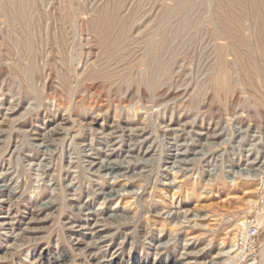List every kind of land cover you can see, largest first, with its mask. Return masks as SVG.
<instances>
[{"label": "rangeland", "instance_id": "obj_1", "mask_svg": "<svg viewBox=\"0 0 264 264\" xmlns=\"http://www.w3.org/2000/svg\"><path fill=\"white\" fill-rule=\"evenodd\" d=\"M5 1L14 12L16 4ZM33 1L26 16L17 12L16 18L0 20V264H220L218 250L235 235L238 224L247 216H258L257 211L264 214V208L260 211L264 207L260 198L264 194V88L262 96L252 99L247 97L248 82H240L252 78L256 83L257 74L263 77L258 72L264 65L260 55L250 53L252 58L239 47L234 54L225 55L228 40L215 38L206 0H192L187 12L165 21L169 43L159 54L144 42L157 27L155 19L162 3L171 5L172 0H123L116 16L127 25L129 46L119 47L124 61L120 56H113L116 61L106 58L102 44L87 30L75 31L79 24L85 27L98 18L115 0ZM72 4L77 11L71 18L65 12ZM244 6L242 13L249 21L242 22L252 21L256 27L254 15L247 13V0ZM176 16L182 19L176 21ZM26 20L33 30L29 33L21 31ZM254 37L264 53V41L261 43L257 33ZM55 39L60 40L59 45ZM134 45L139 47L134 49ZM31 54L38 67L35 78L27 76L34 83L28 86L20 68L30 67ZM68 54L71 64L63 58ZM102 61L108 64L109 73L116 72V79L112 84L95 80L91 98L81 93L82 80L95 65L101 67ZM148 63L172 71L154 77ZM221 66L230 67L226 73L228 94L211 83L213 70ZM123 68L129 72L124 82L116 77ZM62 69L70 87L79 85L78 93L71 95L59 87L57 77ZM143 69L148 73L144 82L138 79ZM48 83L52 89L43 90ZM251 199L258 201L257 209L249 203ZM260 225L262 244L264 222Z\"/></svg>", "mask_w": 264, "mask_h": 264}, {"label": "bare ground", "instance_id": "obj_2", "mask_svg": "<svg viewBox=\"0 0 264 264\" xmlns=\"http://www.w3.org/2000/svg\"><path fill=\"white\" fill-rule=\"evenodd\" d=\"M3 1L4 0H0V20L2 21L3 19H1V17L2 18H5L6 19V21L7 20H10L11 18H16L19 14L17 13V12H21V13H23L25 16H26V11L29 9V7H30V4H31V1L32 0H11L10 1V3H14V4H16V8H15V10H14V12L9 8V5H7V3H6V1L3 3ZM8 1V0H7ZM35 1V0H34ZM33 1V2H34ZM63 1V0H62ZM72 0H70L69 2H71ZM109 1V0H108ZM107 1V2H108ZM122 1L123 0H115L114 2H113V4H110L109 6H107V7H105V8H103V5H102V10H101V12L99 13V15H98V18H96V19H91L90 21H88L89 22V24H88V22H86V25H85V27L83 26V24H79L76 28H75V31L77 32V33H83L85 30H87L88 31V34L89 33H91V35L93 34V36L102 44V48H103V53H104V55L106 56V58H111V57H113V56H115V57H119L120 56V58L119 59H121V60H123L122 58L124 57L123 56V54L125 55V53H122V56L123 57H121V55H120V53H119V51H121L120 50V48H122V47H120L122 44L124 45V44H127V42H126V39H125V35H126V30H127V25H126V20H124V19H119L117 16H116V11H117V9L119 8V6L121 5V3H122ZM158 1H160V0H158ZM164 1H166V0H164ZM192 0H172V4L171 5H169L170 3H168V4H163L162 3V5H161V7H160V9H159V13H158V15H157V17H156V19H155V23L157 24V27H155L156 29L154 30V32H153V34L151 35L150 34V37H149V39L148 40H146L145 42H144V44H145V46L149 49V50H154V51H156V52H158V54L159 53H161L162 51H164V50H166L167 49V46H168V43H169V33H170V29H168L165 25H164V23L166 24V22L165 21H167L168 20V18H170L171 19V17L174 15V14H179V13H181V12H183V11H185V12H187L188 10H189V3L191 2ZM207 1V4H206V11L208 12V14H209V23L212 25V27H213V29H214V35L216 36L215 38H217V39H227L228 40V42H227V46H225V50H224V52H225V55H232V54H234L235 53V47L236 48H242L243 50H245L248 54H249V56H250V53H254V55L256 54V56H257V54H259L260 56H259V59H260V57H261V59H262V62L264 63V53H263V51H261L262 50V48H261V46L260 45H258L257 44V41H256V39H255V33H257L258 34V37L261 39V43H262V41H264V0H247L248 1V4H249V8L247 9L248 10V14L251 16V14L252 15H254L253 16V21L256 23V27H255V25L254 24H252V21H250V22H248V24H246V23H243L242 21H244V20H246L247 18H245V15L242 13V9H245L244 7V0H206ZM32 2V3H33ZM64 2H66V0L64 1ZM106 2V3H107ZM125 2H126V0H125ZM139 2V1H138ZM138 2H137V4H138ZM169 2V1H168ZM9 3V4H10ZM42 3V2H41ZM124 3V2H123ZM122 3V4H123ZM167 3V2H166ZM35 4V3H34ZM33 4V5H34ZM142 4H143V2H142ZM68 5V4H67ZM73 5V4H72ZM70 6L69 8H67L66 9V15L65 16H67V17H71L72 18V16H73V14L75 13V11H77V9H74V7H75V5H73V6ZM124 5V4H123ZM155 5V4H154ZM156 5H157V3H156ZM195 5V4H194ZM79 6V5H78ZM133 6V5H132ZM138 6V5H137ZM140 6V5H139ZM31 7H32V5H31ZM30 7V8H31ZM63 7V6H62ZM68 7V6H67ZM82 7L83 6H81L80 8L82 9ZM99 7V6H98ZM124 7V6H123ZM136 7V6H135ZM143 7V6H142ZM142 7H140V8H142ZM33 8V7H32ZM78 8V7H77ZM132 8V7H131ZM152 8V7H151ZM54 9V8H53ZM121 9V8H120ZM132 9H135L134 7L132 8ZM192 9V8H191ZM25 11V13L24 12H22V11ZM34 11V9H31V11ZM39 10H41V9H39ZM46 10V9H45ZM79 10V9H78ZM84 10V9H83ZM100 10V9H99ZM129 10V9H128ZM156 10V9H155ZM30 11V10H29ZM80 11H82V10H80ZM121 11V10H120ZM126 11V10H125ZM136 11H137V9H136ZM144 11V10H143ZM146 11H147V9H146ZM153 11V10H152ZM85 12V11H84ZM134 12V11H133ZM138 12H139V9H138ZM150 12V11H149ZM155 11H153L152 12V14L154 13ZM195 12V11H194ZM50 13H52V12H50ZM64 13V12H63ZM64 13V14H65ZM78 13L80 14V12L78 11ZM82 13H83V11H82ZM82 13H81V15H82ZM120 13V12H119ZM118 13V14H119ZM36 13H34L33 12V15H35ZM42 14V13H41ZM63 14V15H64ZM141 14V13H140ZM139 14V15H140ZM190 14V13H189ZM31 15V14H30ZM50 15H52V14H50ZM54 15H55V13H54ZM85 15H87L86 13H85ZM127 15V14H126ZM130 15H131V13H130ZM142 15V14H141ZM144 15V14H143ZM172 15V16H171ZM180 15V14H179ZM28 16V15H27ZM45 16V15H44ZM61 16V15H60ZM78 16V15H77ZM128 16H129V14H128ZM175 16V15H174ZM249 16V17H250ZM21 18H23L22 20H25L26 18L24 17V16H22V14H21V16H20ZM28 17H31V16H28ZM28 17H27V19H28ZM33 17V16H32ZM47 17V16H46ZM50 17H52V16H50ZM58 17V16H57ZM79 17V16H78ZM91 17V16H90ZM124 18H125V15L123 16ZM147 17V16H146ZM150 17V16H149ZM153 17V16H152ZM180 18V16H176V21H177V18ZM187 17V16H186ZM207 17V16H206ZM246 17H248L247 15H246ZM252 17V16H251ZM44 18V17H43ZM62 18V17H61ZM64 18V17H63ZM70 18V19H71ZM80 18H82V17H80ZM189 18H190V16H189ZM208 18V17H207ZM30 19V18H29ZM38 19V18H37ZM51 19V18H50ZM50 19H49V21H50ZM70 19H69V21H70ZM127 19V18H126ZM135 19V18H134ZM137 19V18H136ZM141 19V17L139 18V20ZM169 19V20H170ZM180 19H182V16H181V18ZM19 20V19H18ZM45 20H47V19H45ZM68 20V19H67ZM76 20H77V18H76ZM174 20H175V18H174ZM179 20V19H178ZM187 20H190V19H188L187 18ZM248 21H249V18L247 19ZM5 21V22H6ZM12 21H14V20H12ZM33 21V20H32ZM55 21V20H54ZM64 21V20H63ZM72 21V20H71ZM79 21V20H78ZM173 21V20H172ZM15 22H17V21H15ZM40 22V21H39ZM59 22V21H58ZM82 22V21H81ZM129 22V21H128ZM127 22V23H128ZM181 22V21H180ZM187 22V21H186ZM203 22V21H202ZM0 23H3V22H0ZM6 23H8V25H9V22H6ZM22 23H24V27L22 28V26H21V31L22 32H27V33H29V31L31 30V23H30V20H26V21H22ZM21 23V24H22ZM35 23V22H34ZM56 23V22H55ZM67 23V22H66ZM83 23V22H82ZM133 23V22H132ZM137 23V22H136ZM154 23V22H153ZM170 23H171V21H170ZM191 23V22H190ZM19 24V23H18ZM20 24V25H21ZM36 24V23H35ZM40 24V23H39ZM57 24V23H56ZM73 24V23H72ZM135 24V23H134ZM133 24V25H134ZM148 24H149V22H148ZM155 24V25H156ZM171 24H173V23H171ZM1 25H3V26H5L4 24H1ZM7 25V26H8ZM50 25V24H49ZM58 25V24H57ZM68 25V24H67ZM76 25V24H75ZM10 26V25H9ZM15 26V25H14ZM36 26V25H35ZM41 26H43V24L41 25ZM47 26V25H46ZM129 26V25H128ZM151 26H154V25H151ZM6 27V26H5ZM4 27V28H5ZM39 27V26H38ZM50 27V26H49ZM52 27V26H51ZM50 27V31H51V28ZM60 27V26H59ZM64 27V26H63ZM67 27V26H66ZM69 27L71 28L72 26L71 25H69ZM176 27V26H175ZM3 28V27H2ZM7 28V27H6ZM13 28H15V27H13ZM55 28H56V30H57V28L58 27H56V25H55ZM132 28H133V26H132ZM141 28V27H140ZM142 28H144L143 26H142ZM11 29V28H10ZM25 29V30H24ZM41 29V28H40ZM45 29V28H44ZM72 29V28H71ZM130 29V28H129ZM177 29V28H176ZM181 29V28H180ZM8 30V29H7ZM15 30V29H14ZM39 30V29H38ZM37 29L36 30H34V32L35 31H38ZM49 30V29H48ZM53 30V29H52ZM55 30V29H54ZM54 30H53V32L52 33H56V32H54ZM62 30V29H61ZM70 30V29H69ZM10 31V30H9ZM31 31H33V30H31ZM63 31H64V29H63ZM66 31V30H65ZM86 31V32H87ZM142 31H143V29H142ZM180 31V30H179ZM41 32V31H40ZM132 31H130V33H131ZM139 32H141V31H139ZM147 32V31H146ZM195 32V31H194ZM2 33V31H0V34ZM19 33V32H18ZM17 33V34H18ZM27 33H26V35H27ZM38 33H39V31L37 32V35H38ZM50 33V32H49ZM58 33H60V32H57V34ZM145 33V32H144ZM150 33H152V32H150ZM196 33V32H195ZM20 35L22 34L23 35V33H19ZM41 34V33H40ZM46 34V33H45ZM48 34V33H47ZM56 34V35H57ZM62 35L64 34V33H61ZM67 34H68V32H67ZM70 34V33H69ZM75 34V33H74ZM143 34V33H142ZM59 35V34H58ZM57 35V36H58ZM79 35V34H78ZM83 35H85V34H83ZM191 35V34H190ZM1 36H2V34H1ZM4 36V35H3ZM14 36V35H13ZM32 36V35H31ZM40 36V35H39ZM52 36V35H51ZM51 36H49L48 38L50 39V37ZM56 36V37H57ZM68 36H70V35H68ZM92 36V37H93ZM145 36H146V34H145ZM149 36V35H148ZM171 36V35H170ZM52 37H54V35L52 36ZM51 37V38H52ZM59 37V36H58ZM63 37V36H62ZM76 37H77V35H76ZM80 37H82V36H80ZM138 37V36H137ZM4 38V37H3ZM13 38V37H12ZM17 38H18V36H17ZM22 38V37H21ZM25 38V37H24ZM28 38H29V36H28ZM33 38V37H32ZM31 38V39H32ZM41 38H43L44 39V37H41ZM61 38V37H60ZM67 38V37H66ZM73 38V37H72ZM78 38V37H77ZM84 38H85V36H84ZM89 38H90V36H89ZM135 38V37H134ZM140 38H141V36H140ZM139 38V39H140ZM143 38H144V35H143ZM19 39V38H18ZM48 39V40H49ZM59 39V38H58ZM130 39V38H129ZM5 40V39H4ZM54 40V39H53ZM53 40H52V42H53ZM56 40V39H55ZM131 40V39H130ZM132 40H133V38H132ZM131 40V41H132ZM136 40V39H135ZM188 40V39H187ZM29 42V40L28 39H26V42ZM32 41H34V40H32ZM36 41V40H35ZM37 41H40V39L39 40H37ZM36 41V42H37ZM59 41L60 40H58V42H57V40L55 41V42H57V44L59 43ZM78 41V40H77ZM81 41H83V39H81ZM130 41V42H131ZM138 41V40H137ZM186 41V40H185ZM20 42V41H19ZM31 42V41H30ZM49 42V41H48ZM48 42H46V43H48ZM51 42V41H50ZM49 42V43H50ZM63 42V41H62ZM85 42V41H84ZM126 42V43H125ZM8 43V42H7ZM15 43V42H14ZM22 43V42H21ZM32 43V42H31ZM65 43V42H64ZM66 43H68V42H66ZM66 43H65V45H66ZM75 43V42H74ZM93 43V42H92ZM94 43H96L97 44V41H94ZM16 44V43H15ZM22 44H24V43H22ZM21 44V45H22ZM28 44V43H27ZM41 44V43H40ZM39 44V45H40ZM55 44V43H54ZM63 44V43H62ZM61 44V45H62ZM77 44H79L78 42H77ZM82 44H83V42H82ZM89 44H90V42H89ZM142 44V43H141ZM32 44H30L29 46H31ZM43 45H44V43H43ZM47 45V44H46ZM50 45V44H49ZM59 45V44H58ZM70 45V44H69ZM75 45V44H74ZM84 45V44H83ZM86 45V44H85ZM94 45L95 44H93V46H91L92 48L94 47ZM128 45V44H127ZM126 45V46H127ZM131 45V44H130ZM138 45H140V44H138ZM222 45H223V43H222ZM2 46V45H1ZM13 46V45H12ZM17 46V45H16ZM33 46V45H32ZM50 46H52V45H50ZM57 46V45H56ZM72 46V45H71ZM98 46V45H97ZM125 46V47H126ZM129 46V45H128ZM135 46H137V45H134V49L136 48ZM143 46V45H142ZM141 46V47H142ZM221 46V45H220ZM14 47V46H13ZM23 47V46H22ZM26 47H28V46H26ZM58 47V46H57ZM96 47V46H95ZM120 47V48H119ZM124 47V48H125ZM137 47H139V46H137ZM181 47V46H180ZM3 48V47H2ZM17 48V47H16ZM20 48V47H19ZM33 48H35V47H33ZM36 48H37V46H36ZM39 48L40 47H38V50H39ZM44 48V47H43ZM48 48V47H47ZM71 48V47H70ZM81 48V47H80ZM91 48V49H92ZM124 48H122V49H124ZM132 48V47H131ZM143 48V47H142ZM170 48H172V47H170ZM169 48V49H170ZM174 48V47H173ZM172 48V49H173ZM193 48V47H192ZM215 48V47H214ZM1 49V48H0ZM18 49V48H17ZM28 49H30L29 47H28ZM49 49H51L52 50V47L51 48H49ZM59 49V48H58ZM64 48L62 47V50H63ZM100 49V48H99ZM138 49V48H137ZM220 49V48H219ZM264 49V48H263ZM32 50V49H31ZM35 50V49H34ZM55 50V49H54ZM60 50V49H59ZM71 50V49H70ZM84 50H86V48L84 49ZM83 50V52H85ZM90 50V49H89ZM127 50H128V48H127ZM130 50V49H129ZM140 50H141V48H140ZM7 51H9V50H7ZM12 51H13V54H14V50L12 49ZM11 51V52H12ZM23 51V50H22ZM44 51V50H43ZM42 51V52H43ZM48 51V50H47ZM95 51V50H94ZM100 51V50H99ZM125 51V50H124ZM124 51H122V52H124ZM131 51H133L132 49H131ZM174 51H175V49H174ZM239 51V50H238ZM6 52V51H5ZM11 52H10V54H11ZM18 52V51H17ZM29 52H30V50H29ZM33 52V51H32ZM35 52H38L37 50L35 51ZM40 52V51H39ZM38 52V53H39ZM49 52H51V51H49ZM60 53H61V51H59ZM64 52L65 51H63V55H64ZM67 52V51H66ZM74 52V51H73ZM73 52H71L72 54H73ZM82 52V51H81ZM89 52V51H88ZM134 52H137V51H134ZM241 52V51H240ZM239 52V53H240ZM8 53V52H7ZM6 53V54H7ZM31 53V52H30ZM44 53V52H43ZM42 53V54H43ZM52 53H53V51H52ZM56 53V52H55ZM58 53V52H57ZM56 53V54H57ZM70 53V52H69ZM76 53V52H75ZM119 53V54H118ZM129 53V52H128ZM171 53V52H170ZM222 53H223V51H222ZM244 53V52H243ZM243 53H241V54H243ZM39 54H41V53H39ZM45 54H46V51H45ZM91 54V53H90ZM93 54H94V52H93ZM130 54V53H129ZM132 54V53H131ZM134 54V53H133ZM147 54V53H146ZM151 54H152V52H151ZM155 54V53H154ZM167 54H169V53H167ZM182 54V53H181ZM245 54V53H244ZM243 54V58H245L246 57V55H244ZM8 55V54H7ZM6 55V56H7ZM44 55V54H43ZM43 55H42V57H43ZM49 56H50V54H48ZM58 55V54H57ZM63 55H61V56H63ZM103 55V54H102ZM103 55V56H104ZM149 55V54H148ZM147 55V56H148ZM218 55V54H217ZM223 55V54H222ZM253 55V56H254ZM14 56V55H13ZM33 57V55L31 54L30 55V57L28 58V61H29V64H30V67H28V65H27V67H22L21 66V68L20 69H22V72H24L25 73V81H26V83H27V85L28 86H31L32 84H34V83H32L28 78L29 77H27L28 75H31V77H36L37 76V67H38V64L36 63V62H38V60H36V62H34V63H36L37 64V67H35V64H33V59H32V57ZM45 56V55H44ZM61 56H58L57 58H59V57H61ZM127 56V55H126ZM132 56V55H131ZM145 56V55H144ZM146 56V57H147ZM150 56V55H149ZM155 56H156V54H155ZM154 56V59L155 58H157V57H155ZM162 56V55H161ZM10 57H12V56H10ZM18 57V56H17ZM36 57V59H37V57H38V55L37 56H35ZM47 58H48V56H46ZM81 57V56H80ZM90 57H91V55H90ZM94 57V56H93ZM115 57H113L112 59H113V61L116 59ZM133 57V56H132ZM131 57V58H132ZM159 57V56H158ZM231 58H233L232 56H230ZM250 57H252V56H250ZM1 58H2V56H1ZM6 58V57H5ZM14 58V57H13ZM26 58V57H25ZM40 58V57H39ZM43 58H45V57H43ZM43 58H41V60L43 59ZM64 58V61H68L69 63L71 62V60H72V56H71V54L69 55H65V57H63ZM75 58H79V57H75ZM88 58V57H87ZM102 58V57H101ZM115 58V59H114ZM127 58V57H126ZM134 58V57H133ZM150 58H152V57H150ZM248 58V57H247ZM253 58V57H252ZM258 58V57H257ZM15 59V58H14ZM22 59V58H21ZM60 59H62V58H60ZM60 59H59V62H60ZM97 59V58H96ZM130 59V58H129ZM135 59V58H134ZM144 59V58H143ZM146 59V58H145ZM148 59V58H147ZM147 59H146V61H147ZM153 59V58H152ZM165 59H167L166 58V56H165ZM234 59V58H233ZM16 60V59H15ZM26 60V59H25ZM46 60V59H45ZM52 60V59H51ZM63 60V59H62ZM61 60V61H62ZM111 60V59H110ZM120 60V61H121ZM125 60V59H124ZM123 60V61H124ZM128 60V59H127ZM126 60V61H127ZM140 60V59H139ZM142 60V59H141ZM221 60H222V57H221ZM254 60V59H253ZM256 60V59H255ZM8 61H10L9 59H8ZM18 61V60H17ZM88 61H90V60H88ZM107 61H109V60H107ZM116 61V60H115ZM118 61V60H117ZM122 61V62H123ZM157 61H158V58H157ZM233 61H235V60H233ZM244 61V60H243ZM251 61H252V59H251ZM257 61V60H256ZM20 62H22V61H20ZM50 62V61H49ZM53 62H54V60H53ZM58 62V61H57ZM63 62V61H62ZM61 62V63H62ZM75 62V61H74ZM101 62V61H100ZM103 62V61H102ZM104 62H105V59H104ZM104 62H103V64H104ZM140 62V61H139ZM153 62H155V61H153ZM162 62V61H161ZM218 62V61H217ZM249 62V61H248ZM258 63H259V61H257ZM3 63V62H2ZM13 63V62H12ZM38 63H40V62H38ZM41 63H42V61H41ZM65 63V62H64ZM89 63V62H88ZM92 63H94V62H92ZM109 63V62H108ZM118 63V62H117ZM116 63V65L118 66L119 65V63L117 64ZM124 63V62H123ZM146 63V62H145ZM168 63V62H167ZM250 63V62H249ZM1 64V63H0ZM3 64H5V63H3ZM9 64V63H8ZM71 64V63H70ZM74 64V63H73ZM80 64V63H79ZM78 64V61H77V64H76V66L77 65H79ZM96 64V63H95ZM101 65V67H96V65L93 67L94 69H91L87 74H86V77L82 80L84 83H83V86H81L82 88H81V93L82 92H84L85 94H89L90 96H91V98H92V96L94 95V93H93V86H94V81L95 80H98V79H102V81L103 82H111V84L112 83H114V80L116 79H114V74H116V72L113 74V73H109L110 72V70L108 71L107 70V68H105L107 65ZM109 64H112V60L110 61V63ZM114 64V63H113ZM113 64H112V66H113ZM120 64H121V62H120ZM126 64V63H125ZM149 64V63H148ZM159 64V63H158ZM164 64V63H163ZM245 64H247V63H245V61H244V63H243V65H245ZM256 64V63H255ZM261 64V63H260ZM45 65V64H44ZM47 65H49V64H47ZM66 65V64H65ZM68 65V64H67ZM86 65V64H85ZM94 65V64H93ZM116 65H115V67H116ZM127 65H129V64H127ZM126 65V66H127ZM137 65V64H136ZM135 65V66H136ZM147 65V64H146ZM152 65H154L155 66V64L153 63ZM221 65V64H220ZM219 65V66H220ZM241 65V64H240ZM1 66V68L3 67V65H0ZM8 66V65H7ZM10 66V65H9ZM12 66V65H11ZM10 66V67H11ZM20 66V65H19ZM43 66V65H42ZM50 66V65H49ZM54 66V69H56L57 68V66H55V65H53ZM59 66V65H58ZM72 66V65H71ZM74 66V65H73ZM76 66H74V67H76ZM100 66V65H99ZM111 66V67H112ZM131 66V65H130ZM151 67V63L149 64V65H147V67ZM159 66V65H158ZM168 66H171L170 64H168ZM231 66V65H230ZM255 66H257V64L255 65ZM52 67V66H51ZM56 67V68H55ZM66 67V66H65ZM110 67V66H109ZM148 67V68H149ZM258 67V66H257ZM257 67H256V69H257ZM262 67H264V65L262 66ZM262 67H258V68H261V70H258V72L259 71H261L262 73L261 74H263V77H261L260 76V74H257L256 75V78H257V82L256 83H254L253 82V79L252 78H250V79H247V78H244L245 79V81H244V79L242 80V79H240V82H241V84H245L246 85V83L248 82V87L250 88V90H246V92L247 91H249V94L247 95V97H249L250 96V98L252 97V99L253 98H257V95H259V96H262V89L264 88V68H262ZM5 68H7V67H5ZM9 68V67H8ZM7 68V69H8ZM11 68H13V67H11ZM41 68V67H40ZM43 68V67H42ZM45 68V67H44ZM50 68V67H49ZM67 68V67H66ZM86 68V67H85ZM88 68H89V66H88ZM132 68V66L129 68V69H131ZM137 68V67H136ZM139 68V67H138ZM137 68V69H138ZM151 68H153L154 69V73H155V76L154 77H160V76H163V77H165V76H167L168 74H170V73H168L169 72V69L171 68H168V67H166V66H163L162 64H161V66L160 67H151ZM150 68V69H151ZM247 68V67H246ZM39 69V68H38ZM64 69V68H63ZM63 69H62V71L61 72H59L58 70V79H57V81L59 80L60 81V85H59V87H62L64 90H66V92L68 93V94H76V92L78 91V89H79V85H78V87H76L77 89H75V88H72V87H70V85H69V81H68V77H67V74L63 71ZM74 69H76V68H74ZM87 69V68H86ZM90 69V68H89ZM134 69V68H133ZM141 69V68H140ZM145 69V68H144ZM143 69V70H144ZM230 69V67H217V69H216V72L213 70V72L212 73H214V75H213V77H211V83H212V85H213V87H214V89H219V88H224V91L227 93L228 91L227 90H230L229 88H227V86H229L228 85V82H227V71ZM248 69V68H247ZM13 70H16V69H13ZM12 70V71H13ZM39 70H41V69H39ZM44 70V69H43ZM80 70V69H79ZM114 70V69H113ZM112 70V71H113ZM238 70V69H237ZM8 71H10V69L8 70ZM21 71V70H20ZM56 71V72H57ZM71 71V70H70ZM111 71V72H112ZM129 71H131V70H129ZM145 72L143 73H141V75H140V78L138 77V79H140V80H142V82H144V79H146V78H148V73H147V69L146 70H144ZM170 71H172L171 69H170ZM231 71V70H230ZM252 71V70H251ZM250 71V72H251ZM41 72V71H40ZM55 72V71H54ZM234 72V71H233ZM14 73H15V71H14ZM39 73V72H38ZM43 73H44V71H43ZM48 73H49V71H48ZM69 73V72H68ZM73 73V72H72ZM132 73V72H131ZM152 73V72H151ZM150 73V74H151ZM244 73V72H243ZM249 73V72H248ZM252 73V72H251ZM52 74V73H51ZM77 74V73H76ZM134 74H136V73H134ZM171 74H172V72H171ZM233 74V73H232ZM253 74V73H252ZM39 75H41V74H39ZM44 75V74H43ZM50 75V74H49ZM47 76V77H49L50 78V76ZM127 75H129V72H128V70L127 69H125V68H123V69H121L120 71H118L117 72V75H116V77H118L117 79L118 80H122L123 78H125V77H127ZM146 75H147V77H146ZM152 75V74H151ZM227 75V76H226ZM23 76V77H24ZM71 76V75H70ZM75 76V74L73 75V77ZM169 76H171V75H169ZM34 77V78H35ZM42 77V76H41ZM46 77V76H45ZM52 77V76H51ZM131 77V76H130ZM230 77H231V75H230ZM241 77H242V75H241ZM240 77V78H241ZM244 77V76H243ZM242 77V78H243ZM21 78H22V76H21ZM39 79L38 80H40V76L38 77ZM53 78V77H52ZM70 78V77H69ZM75 78V77H74ZM169 78V77H168ZM167 78V79H168ZM237 78V77H236ZM44 79V78H43ZM48 79V78H47ZM76 79V78H75ZM151 79V78H150ZM157 79H159V78H157ZM157 79H155V80H157ZM164 79V78H163ZM209 79H210V77H209ZM15 80V79H14ZM45 80V79H44ZM50 80V79H49ZM80 80V79H79ZM129 80V79H128ZM132 80V79H131ZM232 80V79H231ZM238 80H239V78H238ZM16 81V80H15ZM21 81V80H20ZM42 81V80H41ZM46 81V80H45ZM53 81V80H52ZM78 80H76V83H78L77 82ZM163 81V80H162ZM236 81V80H235ZM235 81H233V82H235ZM36 82V81H35ZM40 82V81H39ZM72 82H73V80H72ZM97 83H98V81H96ZM100 82H101V80H100ZM122 82H124V79H123V81ZM132 82V81H131ZM148 82V81H147ZM25 83V84H26ZM41 83V82H40ZM42 83H43V81H42ZM53 83V82H52ZM102 83V82H101ZM161 83V82H160ZM209 83V82H208ZM37 84V83H36ZM117 84V83H116ZM115 84V85H116ZM132 83H130V85H131ZM231 84V83H230ZM76 85V84H75ZM96 85V84H95ZM129 85V86H130ZM146 85V84H145ZM150 85H152V84H150ZM159 85V84H158ZM210 85V84H209ZM204 86V85H203ZM20 87V86H19ZM26 87V86H25ZM74 87V86H73ZM104 87H105V85H104ZM116 87H117V85H116ZM118 87H119V83H118ZM122 87V86H121ZM127 87V86H126ZM140 87V86H139ZM210 87H212V86H210ZM244 87V86H243ZM30 88V87H29ZM106 88V87H105ZM150 88H152V86L150 87ZM153 88H155L154 86H153ZM34 89H35V87H34ZM34 89H33V91H34ZM39 89V88H38ZM37 89V90H38ZM42 89V88H41ZM50 89H52V87H51V85H49V83L48 84H44V87H43V90H50ZM54 89V88H53ZM57 89V88H56ZM60 89V88H59ZM114 89V88H113ZM112 89V90H113ZM116 89V88H115ZM124 89V88H123ZM226 89V90H225ZM55 90V89H54ZM53 90V91H54ZM108 90V89H107ZM111 90V89H110ZM197 90V89H196ZM245 90H244V92H245ZM36 91V90H35ZM34 91V92H35ZM62 91V90H61ZM99 91H101V90H99ZM109 91V90H108ZM215 91V90H214ZM217 91V90H216ZM32 92V91H31ZM40 92V91H39ZM45 92V91H44ZM48 92V91H47ZM96 92V91H95ZM102 92H103V89H102ZM109 92H112V91H109ZM109 92H107V93H109ZM223 92V91H222ZM27 94H29V92H26ZM65 93V92H64ZM78 93V92H77ZM97 93H99V92H97ZM101 93V92H100ZM116 93H118V92H116ZM121 93L123 94L124 93V91L122 92V90H121ZM224 93V92H223ZM228 93H230V92H228ZM227 93V94H228ZM248 93V92H247ZM37 94V93H36ZM41 94V93H40ZM39 94V95H40ZM50 94V93H49ZM83 94V93H82ZM96 94V93H95ZM121 94V95H122ZM227 94L225 95V96H227ZM39 95H37V99L38 98H40L41 97V95H40V97H38ZM70 95V96H71ZM100 95H102V94H100ZM117 94H115V96H116ZM220 95V94H219ZM222 95V94H221ZM220 95V96H221ZM237 95V94H236ZM31 96V95H30ZM36 96V95H35ZM47 96H48V94H47ZM53 96V95H52ZM225 96H223V97H225ZM246 96V95H245ZM50 97V96H49ZM48 97V98H49ZM54 97V96H53ZM56 97V96H55ZM85 97V96H84ZM113 97V96H112ZM196 97H198V96H196ZM42 98H43V94H42ZM73 98H76L75 96L73 97ZM86 98V97H85ZM191 98H192V96H191ZM215 98H216V96H215ZM227 98V97H226ZM36 99V100H37ZM50 99V98H49ZM53 99V98H52ZM80 99V98H79ZM82 99H84V98H82ZM39 100V99H38ZM55 100V99H54ZM58 100V99H57ZM89 100H91L90 99V97H89ZM94 100H96V99H94ZM201 100V99H200ZM236 100V99H235ZM74 101H75V99H74ZM81 101V100H80ZM84 101V100H83ZM191 101H193V100H191ZM191 101L189 102V105H190V103H191ZM197 101H199L198 100V98H197ZM37 102V101H36ZM40 102V101H39ZM65 102V101H64ZM79 102V101H78ZM93 102V101H92ZM60 103V102H59ZM76 103V102H75ZM199 102H197V103H195L196 105L198 104ZM255 103V102H254ZM69 104V103H68ZM68 104H65V106L67 105V107H68ZM263 104V103H262ZM60 105V104H59ZM194 106V105H193ZM264 106V105H263ZM67 107H65V108H67ZM80 107H82V106H80ZM187 107V106H186ZM190 107H192V105L190 106ZM198 107H199V105H198ZM69 109V108H68ZM67 110V109H66ZM81 110H83V109H81ZM264 181V180H263ZM263 183V182H262ZM246 186V185H245ZM247 187V186H246ZM262 200H263V202H261V203H263L264 204V194H263V196L262 197H260ZM249 203H251L256 209H257V205H258V201L257 200H255V199H251V200H249ZM261 206H264V205H261ZM264 207H262V208H260V211H262V209H263ZM258 212V218H257V220H258V222H259V224H261L262 222H264L263 220H264V214H262V213H260L259 211H257ZM240 223V222H239ZM241 223H242V221H241ZM239 225V224H238ZM233 240H234V234H232L230 237H228V241H226V244L225 245H223L222 247H220L219 248V250H218V254L220 255L219 256V258H220V260H221V263L220 264H236L235 263V254H234V250H233V248H232V243H233ZM259 255H260V257H261V259H260V261H256V263L255 264H264V242L261 244V248H260V251H259Z\"/></svg>", "mask_w": 264, "mask_h": 264}, {"label": "built area", "instance_id": "obj_3", "mask_svg": "<svg viewBox=\"0 0 264 264\" xmlns=\"http://www.w3.org/2000/svg\"><path fill=\"white\" fill-rule=\"evenodd\" d=\"M235 229L232 248L236 264H255L261 246L260 234L262 225L256 217L247 216Z\"/></svg>", "mask_w": 264, "mask_h": 264}]
</instances>
